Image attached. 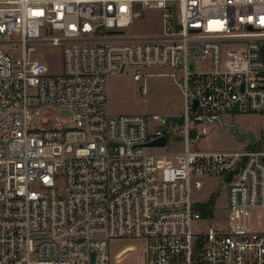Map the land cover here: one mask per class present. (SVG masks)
Wrapping results in <instances>:
<instances>
[{"label":"built area","instance_id":"built-area-1","mask_svg":"<svg viewBox=\"0 0 264 264\" xmlns=\"http://www.w3.org/2000/svg\"><path fill=\"white\" fill-rule=\"evenodd\" d=\"M136 4L161 12L158 35H125ZM152 68L178 77L183 112L150 134L106 114L105 82ZM231 113L264 114V0H0V264H113L121 240L136 264H264V134L199 149L190 128ZM203 178L227 192L223 219L191 201Z\"/></svg>","mask_w":264,"mask_h":264},{"label":"rangeland","instance_id":"rangeland-1","mask_svg":"<svg viewBox=\"0 0 264 264\" xmlns=\"http://www.w3.org/2000/svg\"><path fill=\"white\" fill-rule=\"evenodd\" d=\"M136 18L131 26L125 30L129 37H147L158 35L161 31V12L157 9H148L146 6L136 4L134 8ZM19 51V48H18ZM46 53L52 59H45L50 74L60 72L61 48L44 46L37 53ZM35 54L32 60H37ZM148 77L142 82L132 79V71L122 76H109L105 82L106 104L105 110L108 116L119 115H144L149 121V133L159 130L160 127L150 119L152 115H179L183 112V100L178 86V77L171 76L169 68H152L143 72ZM145 89V94H141ZM42 116L47 115L50 120L61 118L57 109H39ZM223 121L229 125H236L242 132H251L259 140L264 134V114L251 113L242 115L231 113L222 116ZM37 120V119H36ZM190 128L194 137L198 139L199 149L234 150L247 145L246 141H237L232 133L222 128L217 122L191 120ZM180 148V143L169 140L168 150ZM162 152L163 150H150ZM204 187L199 192H194L191 201L194 206L203 203L213 205L214 221L223 219L227 214V192L218 191L219 180L217 178H203ZM139 243L135 241H113L110 243V251L113 264H136ZM113 254V255H112ZM118 261V263H117Z\"/></svg>","mask_w":264,"mask_h":264},{"label":"water","instance_id":"water-1","mask_svg":"<svg viewBox=\"0 0 264 264\" xmlns=\"http://www.w3.org/2000/svg\"><path fill=\"white\" fill-rule=\"evenodd\" d=\"M233 110L236 111L237 108L235 107ZM200 120H202V119H200ZM206 121L209 123L217 122L222 128H224L228 132L232 133V135L235 137V139L237 141L247 140L250 145H254L253 133L242 132V131H240L238 126L226 124L220 118H208V119H206ZM178 122H179L178 118H176V117L172 118L171 119V127H173L175 124H178ZM165 144H166V137L162 136V137H159V138L147 143L145 145V147H149V148H151V147H164ZM221 186L223 187V184ZM93 257H94V254H91V258H92L91 264L93 262ZM144 260H145V256H144Z\"/></svg>","mask_w":264,"mask_h":264},{"label":"trees","instance_id":"trees-1","mask_svg":"<svg viewBox=\"0 0 264 264\" xmlns=\"http://www.w3.org/2000/svg\"><path fill=\"white\" fill-rule=\"evenodd\" d=\"M211 204V202L210 203H208L206 206H209ZM204 211H205V213H204V215H209V210H207V207H206V209H204Z\"/></svg>","mask_w":264,"mask_h":264},{"label":"crops","instance_id":"crops-1","mask_svg":"<svg viewBox=\"0 0 264 264\" xmlns=\"http://www.w3.org/2000/svg\"><path fill=\"white\" fill-rule=\"evenodd\" d=\"M113 255V254H112Z\"/></svg>","mask_w":264,"mask_h":264}]
</instances>
